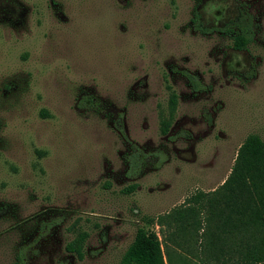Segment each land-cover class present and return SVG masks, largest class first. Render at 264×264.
Segmentation results:
<instances>
[{
    "label": "rangeland",
    "instance_id": "rangeland-1",
    "mask_svg": "<svg viewBox=\"0 0 264 264\" xmlns=\"http://www.w3.org/2000/svg\"><path fill=\"white\" fill-rule=\"evenodd\" d=\"M243 9L245 49L193 27ZM250 133L264 141V0H0V264H118L139 226L208 264L215 220L191 198ZM82 231L79 258L65 247Z\"/></svg>",
    "mask_w": 264,
    "mask_h": 264
},
{
    "label": "trees",
    "instance_id": "trees-1",
    "mask_svg": "<svg viewBox=\"0 0 264 264\" xmlns=\"http://www.w3.org/2000/svg\"><path fill=\"white\" fill-rule=\"evenodd\" d=\"M193 27L201 32L218 30L230 34L231 47L242 50L253 39V18L245 9L240 10L238 17L224 28L202 29L197 15L192 20ZM193 91H199L202 85L195 75L184 72ZM87 101L91 102L88 97ZM171 107L175 104V94L171 93L169 100ZM93 104H87L93 109ZM161 131L165 133L168 128L166 120L161 121ZM122 135L123 132H121ZM133 163V161L131 160ZM134 164H130V167ZM135 184L129 186L131 191ZM191 200L201 208L206 206L209 210L207 220H215L214 225L206 226L203 232L204 241L198 243L197 252L200 257L190 251V242L172 240L174 244L191 252L198 261L210 264H264V141L256 133L248 134L238 147L230 171L221 184L208 192L199 191ZM195 214L197 208H188ZM183 219L184 213L178 212ZM161 218H157L160 222ZM148 223L153 224L151 219ZM192 223L198 224V220ZM87 233L79 232L66 244V250L82 257V243ZM234 239L233 244L226 245L223 240ZM194 248V246H193ZM166 255L169 264H188L186 260L172 251L163 249L162 243L153 230L139 226L134 237L123 252L118 264H165ZM174 258V263L172 262Z\"/></svg>",
    "mask_w": 264,
    "mask_h": 264
},
{
    "label": "flooded vegetation",
    "instance_id": "flooded-vegetation-1",
    "mask_svg": "<svg viewBox=\"0 0 264 264\" xmlns=\"http://www.w3.org/2000/svg\"><path fill=\"white\" fill-rule=\"evenodd\" d=\"M238 15H239V13H238ZM238 15H237V17H238ZM236 17V18H237ZM232 21H229V22H227V23H225L223 26H220V27H218V28H216V29H220V28H224L227 24H229V23H231ZM201 28L202 29H206V28H203L202 26H201Z\"/></svg>",
    "mask_w": 264,
    "mask_h": 264
}]
</instances>
